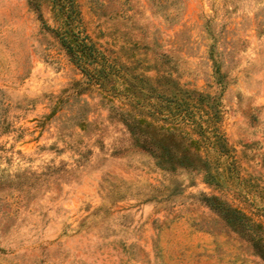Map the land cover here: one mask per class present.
<instances>
[{"label":"rangeland","instance_id":"1","mask_svg":"<svg viewBox=\"0 0 264 264\" xmlns=\"http://www.w3.org/2000/svg\"><path fill=\"white\" fill-rule=\"evenodd\" d=\"M37 1L44 22L0 0V264H264L201 200L264 225V0H76L119 75L220 94L219 187L133 145L120 102L83 83Z\"/></svg>","mask_w":264,"mask_h":264},{"label":"trees","instance_id":"2","mask_svg":"<svg viewBox=\"0 0 264 264\" xmlns=\"http://www.w3.org/2000/svg\"><path fill=\"white\" fill-rule=\"evenodd\" d=\"M48 2L57 27L44 23V28L54 35L82 73L83 83L100 90L105 94L103 99L120 102L117 107L112 105V112L129 131L133 145L148 154L161 170L197 172L205 183L219 187L224 174L220 158L229 152L218 125L222 118L220 94L186 88L167 75H119L116 60L110 59L107 50L81 29L76 0ZM29 4L43 21L40 3L29 0ZM222 77L216 79L217 84H222ZM119 82L121 89L116 85ZM201 200L264 261V225L221 196L203 194Z\"/></svg>","mask_w":264,"mask_h":264}]
</instances>
